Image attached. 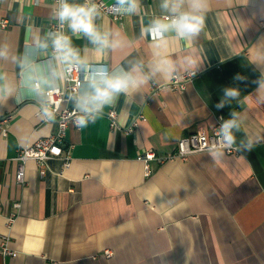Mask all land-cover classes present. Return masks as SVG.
Masks as SVG:
<instances>
[{
  "label": "crops",
  "instance_id": "obj_1",
  "mask_svg": "<svg viewBox=\"0 0 264 264\" xmlns=\"http://www.w3.org/2000/svg\"><path fill=\"white\" fill-rule=\"evenodd\" d=\"M142 2L146 15L96 18L101 31L115 34L116 48L98 51L67 26L63 32L91 67L111 71L142 61L147 71L154 46L142 29L158 10L156 0ZM1 20L7 27H0V77L21 102L0 101V117L11 114L5 134L0 126V241L7 236L16 251L14 258L0 254V264H264V90L258 89L264 80V0H208L200 36L172 41L165 50L178 62L177 73L199 71L183 91L163 87L150 95L166 82L156 76L138 93L121 94L86 127L68 124L63 148H69L70 165L62 169L60 158L51 159L41 177L29 160L22 185L14 178L17 150L55 129L39 109L46 88L33 92L27 69L62 86L64 65L49 47L20 66L49 33L51 0H0ZM184 57L195 66L186 70L179 63ZM228 87L240 96L217 109ZM109 110L122 129L142 118L125 134L110 130ZM232 111L243 117L237 155L214 160L198 152L185 160L151 161L148 172L137 160L147 150L173 152L180 137L208 133L217 117L228 119ZM248 140L251 150L241 147Z\"/></svg>",
  "mask_w": 264,
  "mask_h": 264
},
{
  "label": "clouds",
  "instance_id": "obj_2",
  "mask_svg": "<svg viewBox=\"0 0 264 264\" xmlns=\"http://www.w3.org/2000/svg\"><path fill=\"white\" fill-rule=\"evenodd\" d=\"M111 7L117 10L118 15L147 14L142 0H115ZM155 7L158 11L149 17L142 29V36L150 38L154 46L153 58L147 65V71L142 61L133 63L127 69L119 68L111 71L102 65L90 67L81 56L80 50L73 46L71 37L63 31L48 33L36 49L25 53L20 66L23 69L38 51H46L51 47L61 65L66 66L67 69L83 72L84 82L79 95L75 98V104L80 114L78 124L86 127L102 114L105 107L113 105L121 94L131 96L133 93H138L156 76L164 81L174 79L178 71V62L171 60L168 51L165 50L172 41L194 42L204 30L208 0H156ZM99 15L100 11L94 0H83V3L56 0L52 10V18L57 20L62 28L66 25L72 35L77 39H86L96 50L103 51L118 47L119 41L115 38V34L101 31L96 24ZM4 56L5 53L0 50V58ZM179 63L187 70L195 66L196 61L191 57H184ZM27 71L30 73V88L37 95L41 89L53 86L51 79L40 78L31 67ZM4 79L0 77V101L11 98L15 102H21L14 96L15 89L7 86ZM237 79L241 78L237 77ZM258 85L259 90H264V80H259ZM239 96L240 90L236 87L223 89V96L216 108L222 109L226 105H231V101L238 99ZM221 121L218 127L219 144L209 148V154L214 160L223 157V149L231 148L236 144V133L241 130L243 117L232 111L228 119L221 118ZM252 145L253 142L248 140L241 147L251 150Z\"/></svg>",
  "mask_w": 264,
  "mask_h": 264
},
{
  "label": "built area",
  "instance_id": "obj_3",
  "mask_svg": "<svg viewBox=\"0 0 264 264\" xmlns=\"http://www.w3.org/2000/svg\"><path fill=\"white\" fill-rule=\"evenodd\" d=\"M98 6L100 13L110 15L113 19L118 20L121 15L117 14V10L112 8V4H107L102 0H94ZM52 10L56 5V0H51ZM66 26V25H65ZM60 23L53 19L47 21L49 33L63 31ZM0 27H7V21L1 20ZM52 53H54L52 49ZM91 67V66H90ZM199 74L198 70H187L182 73H177L175 78L166 81L160 85H155L151 88V94H155L159 89L167 87L179 92L183 91L186 85L191 83ZM84 73L79 70L63 68V85L53 86L43 90L44 101L39 105L40 111L44 114V120L50 122V118L55 122V129L53 133L44 138L34 141L32 144L22 146L17 150L14 158L16 162L15 181L17 184H24L25 163L29 160L33 161L38 168L39 175L43 177L48 171V161L55 158L62 160V169L70 165L71 158L69 156V148L64 149V139L68 124H73L75 129H79L78 118L79 113L76 106H74L75 98L79 95L80 88L84 82ZM38 87V85H37ZM108 120L110 130L119 129L125 134L132 133L137 127L138 120L142 118L141 115L133 119L130 126L125 129L119 127L116 121V112L109 110L105 113ZM11 114L0 117V126H2V133L5 134ZM221 117H217L216 123L210 132L206 133L197 130L180 137L175 145V150L169 154L158 155L151 150L144 151L139 154L137 160L143 163L146 172L149 171V163L155 161L157 164H162L170 160H185L190 154L198 152H209V148L219 144L218 127L221 124ZM226 154L237 155L239 147L233 145L231 148L223 149ZM15 208L20 206L19 202L13 204ZM13 216V215H12ZM0 254L2 257L16 256V251L9 247V239L4 236L0 241ZM106 257L111 254L104 253Z\"/></svg>",
  "mask_w": 264,
  "mask_h": 264
}]
</instances>
